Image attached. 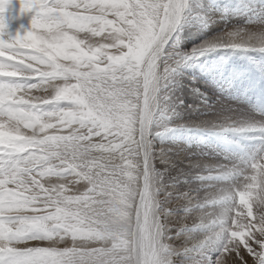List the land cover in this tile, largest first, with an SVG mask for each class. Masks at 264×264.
I'll return each mask as SVG.
<instances>
[{
	"label": "snow or ice",
	"instance_id": "1",
	"mask_svg": "<svg viewBox=\"0 0 264 264\" xmlns=\"http://www.w3.org/2000/svg\"><path fill=\"white\" fill-rule=\"evenodd\" d=\"M9 2L0 0V264H264V149L243 169L209 174L230 182L193 194L166 182L180 162L152 139L168 131L180 66L221 47L264 51V27L226 30L189 55L178 36L189 0H18L30 19L15 30ZM196 126L255 127L222 111Z\"/></svg>",
	"mask_w": 264,
	"mask_h": 264
},
{
	"label": "rangeland",
	"instance_id": "2",
	"mask_svg": "<svg viewBox=\"0 0 264 264\" xmlns=\"http://www.w3.org/2000/svg\"><path fill=\"white\" fill-rule=\"evenodd\" d=\"M211 14L219 19L211 20ZM5 15L11 30L30 19L29 14H19L18 0H10ZM253 26L264 27V0H189L178 29L179 51L190 55L201 43L226 30ZM169 88L173 104L166 121L168 131L160 127L159 135L153 132L152 136L157 155L164 148L180 162L165 177L169 185L193 194L215 188L230 182L231 176L210 173L232 167L243 169L264 149V134L258 130L264 123V51L228 47L206 51L182 64ZM54 107L45 106L46 110ZM221 111L226 117L255 127L237 133L196 126ZM178 146L182 150L176 151ZM189 161L199 162L200 167L190 170ZM155 167L163 170L165 166L157 159ZM191 258L187 253L182 256Z\"/></svg>",
	"mask_w": 264,
	"mask_h": 264
},
{
	"label": "bare ground",
	"instance_id": "3",
	"mask_svg": "<svg viewBox=\"0 0 264 264\" xmlns=\"http://www.w3.org/2000/svg\"><path fill=\"white\" fill-rule=\"evenodd\" d=\"M220 10V9H219ZM223 11V10H222ZM218 13V12H217ZM220 15H219V17L221 16V11H220V13H219ZM215 15V14H214ZM213 14H211V15H209L210 17V19L211 20H214V19H216V21H217V19H219V17H217V16H214ZM223 15H225V14H223ZM193 37H196L197 35H192ZM184 118V117H183ZM176 149V151H180V150H182V148L180 147V146H178L177 148H175ZM187 254H190V253H187ZM191 255V254H190Z\"/></svg>",
	"mask_w": 264,
	"mask_h": 264
}]
</instances>
